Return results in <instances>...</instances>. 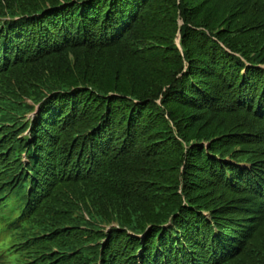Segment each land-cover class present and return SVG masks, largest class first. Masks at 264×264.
I'll return each mask as SVG.
<instances>
[{
  "label": "trees",
  "instance_id": "trees-1",
  "mask_svg": "<svg viewBox=\"0 0 264 264\" xmlns=\"http://www.w3.org/2000/svg\"><path fill=\"white\" fill-rule=\"evenodd\" d=\"M0 218V264H264V0H0Z\"/></svg>",
  "mask_w": 264,
  "mask_h": 264
},
{
  "label": "rangeland",
  "instance_id": "rangeland-1",
  "mask_svg": "<svg viewBox=\"0 0 264 264\" xmlns=\"http://www.w3.org/2000/svg\"><path fill=\"white\" fill-rule=\"evenodd\" d=\"M178 42V41H177ZM31 116L32 115H30V114H26L25 115V119H24V121L25 122H27V118H31ZM22 136H27L28 135V133L24 130V131H22ZM236 148V150H245V151H247V148H253V146L252 145H250V144H248V146L247 147H243V149H239V146H237V147H235ZM261 149V148H260ZM260 149H259V147H257L255 150H258V151H260ZM243 194H239L238 193V196L235 198V200L233 201V205L234 204H236V205H241L243 202H245V201H247L248 200V197H243V196H245V192H242ZM227 196V195H226ZM230 198L229 199H233V197L232 196H229ZM16 204V197L15 196H13L12 195V198L10 199V201L8 202V207H7V210H10L12 207H14V205ZM241 206H244V205H241ZM10 212V211H9ZM6 224V222L3 220V219H1L0 218V235H2V233H1V230H3V229H1L2 227L1 226H4ZM264 231V230H263Z\"/></svg>",
  "mask_w": 264,
  "mask_h": 264
}]
</instances>
